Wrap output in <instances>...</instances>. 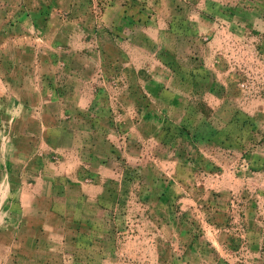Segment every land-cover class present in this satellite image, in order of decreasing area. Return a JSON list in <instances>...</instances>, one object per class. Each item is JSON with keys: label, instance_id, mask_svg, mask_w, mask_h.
Wrapping results in <instances>:
<instances>
[{"label": "rangeland", "instance_id": "1", "mask_svg": "<svg viewBox=\"0 0 264 264\" xmlns=\"http://www.w3.org/2000/svg\"><path fill=\"white\" fill-rule=\"evenodd\" d=\"M114 1L100 0V14L114 7ZM65 6L72 11L69 15L75 16L74 10L84 22L97 20L91 0ZM118 8V41L128 37L135 41V70L126 66L131 57L126 44L123 56L111 50V59L118 53L121 60L107 69L111 81L135 77V133L129 130L126 143L117 146L125 158L123 175L108 179L96 201L89 202L83 194L69 198L62 189L53 197L35 200L24 217L17 191L23 183L37 182L31 171L35 165L45 168L49 162H17L16 152L4 144L9 122L0 116V264H264V0H120ZM154 21L155 30L172 33L150 38L146 30ZM195 30H231L226 58L251 65L241 95L234 90V97L226 101L207 98L210 84L184 83L188 70L200 59H209L207 45L217 35L200 36ZM189 43L196 44V50H190ZM1 50L2 62L15 54L5 47ZM171 75L178 97L169 100L174 110L169 130L163 127L162 114L169 104L157 97L163 85L151 78ZM181 89L190 90L191 97L180 96ZM126 91V84L102 90L101 98L110 99L104 109L108 126H113V112L130 119L128 99L116 100ZM146 91L155 98L143 97ZM182 106L200 111L233 109L231 152L205 143L213 131L203 116L189 134L182 130ZM147 107L161 115L152 127L141 125L139 132L136 128L147 120L143 115ZM212 121L223 125L221 117ZM126 125L127 121L124 131ZM238 145L244 146L245 161L230 163L242 157ZM115 148L102 144L87 156L100 160L97 155ZM228 168L232 178L219 179L218 187L205 176ZM88 176L96 179L91 172ZM68 185L60 181L58 186ZM9 210L18 216L9 219Z\"/></svg>", "mask_w": 264, "mask_h": 264}, {"label": "crops", "instance_id": "2", "mask_svg": "<svg viewBox=\"0 0 264 264\" xmlns=\"http://www.w3.org/2000/svg\"><path fill=\"white\" fill-rule=\"evenodd\" d=\"M99 1L91 0L98 16L93 24H89L74 10L75 16L69 15L72 11L65 6L78 3L79 0H0V53L2 47L15 53L3 62L0 56V116L7 119L10 126L4 144L16 152L15 158L19 163L49 162L45 168L35 165L31 171L37 182L23 183L17 191L16 200L19 205L21 203L23 216L25 212L31 211L35 200L47 195L53 197L63 190L69 198L83 194L89 202L96 201L103 195L108 179H118L123 175L125 158L117 146L121 148L126 143L129 130L131 135L135 133V77L127 81H111L107 69L120 63L118 59L121 60L119 56L124 55L126 44L131 47V57L126 60V66L135 70V41L132 37L118 41L120 0H115V6L101 14ZM148 28L146 33L154 40H157L158 35L172 33V30H155L158 28L156 21L149 24ZM195 31L200 36L205 33L217 35L207 45L211 51V54L207 53L209 59H200L199 65L188 70L185 81L182 78L184 83L197 81L210 84L209 93L205 94L207 98L229 100L234 97V90L241 95L245 91L242 87L245 86L246 77L251 74V65L249 62L226 58L231 30ZM104 35H108L109 41ZM189 44L190 50H196V44ZM111 50L120 54L116 53L115 60L111 59ZM163 67L172 72L171 67L165 64ZM132 74L135 75L134 71ZM151 79L163 85L157 97L169 104L162 114L163 127L170 130L174 111L170 101L178 97L177 81L172 75L167 79ZM237 81L238 85H235ZM122 84H126L127 91L117 95L116 100L121 102L128 99L131 116L128 119L119 115V112H113V126H108L109 119L104 116V109L110 99L103 100L101 93L108 85L118 88ZM188 91L181 89L180 96L186 93L187 97H191L192 92ZM145 96L148 99L155 98L150 91L144 92ZM154 109H143L147 120L138 125L136 129L139 132L141 125L152 127L155 120L160 118L159 110ZM207 115H211L212 119L210 117L208 120ZM234 115L230 107L218 106L200 111L191 106H182L179 118L182 130L189 134L195 128L194 122L203 116L213 131L205 143L229 153L234 147L230 135L236 126ZM242 115L246 116L245 113ZM220 117L223 125L215 126L212 120ZM125 121L127 125L124 131ZM102 144L116 148L105 156L97 155L100 160L87 156L91 148ZM238 147L242 157L238 155L240 158L237 156L230 163H244L246 151L244 146ZM224 171L205 176L216 181L218 187L221 183L219 179H231L233 176L229 168ZM90 172L95 174L96 179L88 176ZM60 181L69 182V185L65 188L58 186ZM186 184L189 185L188 182ZM9 215V219L18 216L12 210H9Z\"/></svg>", "mask_w": 264, "mask_h": 264}]
</instances>
